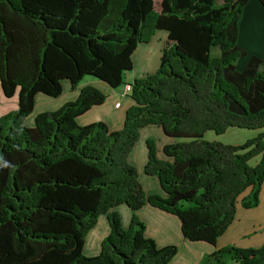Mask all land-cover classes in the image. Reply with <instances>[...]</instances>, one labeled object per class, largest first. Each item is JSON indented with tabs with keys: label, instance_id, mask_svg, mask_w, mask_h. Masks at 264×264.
<instances>
[{
	"label": "trees",
	"instance_id": "1",
	"mask_svg": "<svg viewBox=\"0 0 264 264\" xmlns=\"http://www.w3.org/2000/svg\"><path fill=\"white\" fill-rule=\"evenodd\" d=\"M245 2L158 0L155 8L154 0H0V91L16 93L15 109L0 115V264H171L175 246L157 247L134 214L144 203L174 215L184 239L211 244L236 204H257L264 71L256 55L235 67L245 55L236 44ZM157 29L166 31L157 67L129 82L132 104L120 128L76 123L105 98L90 84L24 125L35 93L55 97L63 79L71 88L85 75L123 85L132 51ZM147 124L189 138L164 144V159L152 138L144 141L142 172L156 178L163 195L144 194L127 160ZM232 126L259 131L239 144L201 139L205 130L220 134ZM118 204L131 211L125 227L111 210ZM102 213L108 233L97 254L84 255V235ZM201 264H264V242L227 244Z\"/></svg>",
	"mask_w": 264,
	"mask_h": 264
},
{
	"label": "crops",
	"instance_id": "2",
	"mask_svg": "<svg viewBox=\"0 0 264 264\" xmlns=\"http://www.w3.org/2000/svg\"><path fill=\"white\" fill-rule=\"evenodd\" d=\"M147 42L136 45L131 53V68L124 72L123 81L130 82L133 78H140L154 72L157 67L160 49L166 39V31L155 30ZM236 44L245 52L243 57L235 61L236 69H241L249 55H256L262 62L259 66L264 71V8L258 0H246L237 22ZM130 73V76L126 74ZM90 84L105 93L102 103L92 105L75 117L76 123L83 125L93 121H102L109 130L121 127L125 109L132 104V100L120 91L109 87L106 83L93 77H82L73 87L67 80H61V91L55 97H49L41 93H35L33 107L23 118L26 126L33 124L36 113L45 110H53L65 101L73 100L78 89ZM120 86V85H119ZM118 101V106L114 102ZM16 93L10 97H4L0 91V115L15 109ZM152 138L155 145L156 156L166 158L161 151L164 144L174 143L176 140L162 133L159 126L147 124L138 129V135L127 156L137 173L144 194L157 193L163 195L156 178L142 172V166L146 160V148L144 141ZM249 188L242 191L239 197L244 196ZM258 202L254 207H242L236 204L233 219L216 237L214 242L189 241L184 239L179 230L178 219L167 212L144 203L134 211V214L143 223V234L153 239L157 247L172 244L176 250L170 259L171 264H201L205 255L212 250L233 244L238 247H257L264 242V181L258 187ZM118 213L122 227L127 226L131 211L124 204H118L111 208ZM106 214H99L93 226L84 235L81 251L84 255H95L99 251L101 238L108 233Z\"/></svg>",
	"mask_w": 264,
	"mask_h": 264
},
{
	"label": "rangeland",
	"instance_id": "3",
	"mask_svg": "<svg viewBox=\"0 0 264 264\" xmlns=\"http://www.w3.org/2000/svg\"><path fill=\"white\" fill-rule=\"evenodd\" d=\"M158 0H154V7L156 8ZM156 32V31H154ZM153 32V33H154ZM152 36V35H151ZM150 36V38H151ZM165 41V40H164ZM217 52V48L214 47L211 49V54H215ZM126 76H130V73L126 74ZM83 77H91L88 75H85ZM122 85L114 87L115 91L121 90ZM259 129H245V128H239V127H228L225 129L223 133L215 134L212 130H205L202 135L201 139L204 140H216L220 141L225 144H239L243 142L244 140L253 137ZM176 141H182V140H188L189 138L186 137H172ZM257 160V156L251 158L248 162L249 164H253ZM82 252V251H81Z\"/></svg>",
	"mask_w": 264,
	"mask_h": 264
},
{
	"label": "built area",
	"instance_id": "4",
	"mask_svg": "<svg viewBox=\"0 0 264 264\" xmlns=\"http://www.w3.org/2000/svg\"><path fill=\"white\" fill-rule=\"evenodd\" d=\"M129 88H130V84L129 82H125L122 87H121V91H120V94L123 96V95H126L129 91ZM118 101L114 102V106H118Z\"/></svg>",
	"mask_w": 264,
	"mask_h": 264
}]
</instances>
